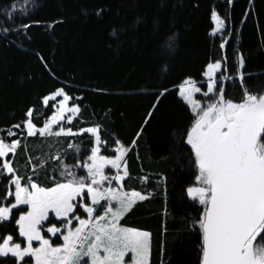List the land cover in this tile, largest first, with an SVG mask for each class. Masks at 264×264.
<instances>
[{
    "label": "trees",
    "instance_id": "16d2710c",
    "mask_svg": "<svg viewBox=\"0 0 264 264\" xmlns=\"http://www.w3.org/2000/svg\"><path fill=\"white\" fill-rule=\"evenodd\" d=\"M26 1L0 0V26L33 24L27 35L0 32V129L24 119L29 107H40L41 98L58 87L84 98L81 127L98 122L126 146L143 129L128 163L133 176L160 181L159 189L121 223L152 233V264H200V233L191 222L201 206L186 197L195 169L189 164L190 147L177 137L193 116L178 90L187 78L203 81L208 63L222 55L228 57L229 74L235 75L238 50L245 57V73H251L246 75L249 91H264V0ZM10 4L16 8L15 21L4 16ZM213 12L229 26L224 49L225 40L211 35ZM166 38L175 40L174 51L163 49ZM163 89L167 92L157 103ZM226 95L240 100L232 81ZM29 140L32 150L38 139ZM90 144L84 140L82 150ZM18 156L27 163L23 149ZM52 167L50 162L42 179L46 185L52 184ZM130 186L141 190L145 185L133 180ZM8 233L16 237V226L0 225V237Z\"/></svg>",
    "mask_w": 264,
    "mask_h": 264
},
{
    "label": "snow or ice",
    "instance_id": "6c2138e0",
    "mask_svg": "<svg viewBox=\"0 0 264 264\" xmlns=\"http://www.w3.org/2000/svg\"><path fill=\"white\" fill-rule=\"evenodd\" d=\"M15 12L10 4L4 16L15 21ZM212 20L213 36L231 35L218 13L213 12ZM31 27L9 24L0 26V32L27 35ZM112 35L119 39L115 31ZM163 49L174 51L175 40L166 38ZM244 69L245 57L237 50L235 75L229 74L228 57L222 55L208 63L203 81L187 78L178 90L193 116L190 127L177 130V137L190 147L189 164L195 169L186 197L201 206L191 222L200 233V264H264V91H249L246 75L251 73ZM229 81L238 86V102L226 95ZM166 92L158 91L157 103ZM83 99L58 87L41 98L40 107H29L24 119L0 129V183L6 179L0 225L17 228L16 237H0V264H152V233L121 223L154 194L147 190L149 177L133 176L127 159L143 129L126 146L98 122L81 127ZM29 138L68 143L64 153L33 157L28 155ZM84 140L91 144L82 150ZM21 149L31 174L14 166ZM50 162L52 184L46 185L42 179ZM133 180L145 187L126 186Z\"/></svg>",
    "mask_w": 264,
    "mask_h": 264
},
{
    "label": "rangeland",
    "instance_id": "374dc122",
    "mask_svg": "<svg viewBox=\"0 0 264 264\" xmlns=\"http://www.w3.org/2000/svg\"><path fill=\"white\" fill-rule=\"evenodd\" d=\"M27 1L25 0V2H21V3H26ZM213 21V20H212ZM226 21V27L224 29L225 32H230L229 30V26H228V23H227V20ZM213 25H214V29L212 31V33L215 31V28H216V25H215V22L213 21ZM211 33V35H212ZM213 39H220V41L222 40H225V39H228L230 37L229 36H225L221 33H217V35L213 36ZM205 79V78H204ZM198 99H200L201 97H199V95L197 96ZM182 100V99H181ZM183 101V100H182ZM189 108V107H188ZM31 139V138H29ZM28 139V140H29ZM37 143L36 145L32 148V150H30L28 148V155H32L33 157L37 156L38 154H40L41 152L43 153H47V152H52V153H55L56 151H59L60 153H64L65 152V148H66V145L68 143L67 140H61L60 142H57L55 141L54 139L53 140H49L47 142H44L42 141V139L40 138H37ZM30 141V140H29ZM11 158V157H10ZM128 159V157H127ZM35 162V159L34 161ZM27 163L26 162H22L17 154V157H16V161H15V164L14 166L17 167L19 169V171L23 174L25 172H28V174H31V170H30V167H26ZM129 169L131 171V168H130V165H129ZM107 171V170H106ZM82 174V173H81ZM144 176H148L149 177V184L147 185V190L150 191V192H153V196L155 195L156 191H158L159 189V184H160V181L158 180H153L151 179V177L149 175H144ZM127 182V181H126ZM125 182V183H126ZM153 183L155 184V187H153ZM126 186L128 187H131L130 185H127ZM145 187V186H144ZM143 187V188H144ZM132 188V187H131ZM142 188V189H143ZM141 189V190H142ZM145 202V201H144ZM140 203H143V202H140ZM138 203V204H140ZM137 204V205H138ZM198 205V204H197ZM199 206V205H198ZM55 243H61L62 241H54ZM34 246H36V242H34Z\"/></svg>",
    "mask_w": 264,
    "mask_h": 264
}]
</instances>
